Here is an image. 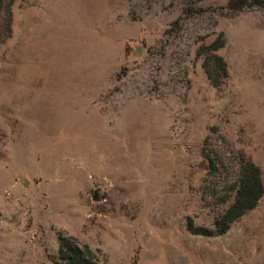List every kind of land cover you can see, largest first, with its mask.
<instances>
[{
	"label": "rangeland",
	"instance_id": "rangeland-1",
	"mask_svg": "<svg viewBox=\"0 0 264 264\" xmlns=\"http://www.w3.org/2000/svg\"><path fill=\"white\" fill-rule=\"evenodd\" d=\"M229 1L12 0L0 264H63L61 233L100 264H264V190L226 232H192L227 207L215 194L240 154L264 188V0Z\"/></svg>",
	"mask_w": 264,
	"mask_h": 264
},
{
	"label": "trees",
	"instance_id": "trees-1",
	"mask_svg": "<svg viewBox=\"0 0 264 264\" xmlns=\"http://www.w3.org/2000/svg\"><path fill=\"white\" fill-rule=\"evenodd\" d=\"M12 0H0V10L5 16L4 25L0 33V40L7 37L10 33V17H11ZM243 2L242 4H238ZM242 6H248L246 0H230L228 7L231 9H240ZM220 45L212 47V53L205 59L203 63L204 70L213 85L220 83L219 76H225L226 64L223 58L214 53ZM200 53V50H199ZM222 73V75H221ZM208 161L207 175H215L219 170L220 160L206 153ZM227 186L228 194H220ZM208 188L206 186L203 187ZM209 189V188H208ZM263 183L261 179V171L250 159L240 154L236 163L232 164V173L225 177L222 181L220 190L215 194V200L218 204L228 203L227 207L218 214L213 222V229H192V232L201 234H222L227 231L230 224L237 218L253 209L263 194ZM59 247L55 259V263L63 264H100L98 255L88 245L80 244L73 236L59 234Z\"/></svg>",
	"mask_w": 264,
	"mask_h": 264
}]
</instances>
